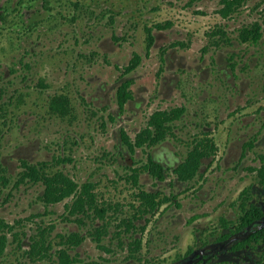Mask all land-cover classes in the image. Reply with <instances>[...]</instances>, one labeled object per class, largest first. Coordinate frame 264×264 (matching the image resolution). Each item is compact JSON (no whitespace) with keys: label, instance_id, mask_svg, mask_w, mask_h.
<instances>
[{"label":"rangeland","instance_id":"374dc122","mask_svg":"<svg viewBox=\"0 0 264 264\" xmlns=\"http://www.w3.org/2000/svg\"><path fill=\"white\" fill-rule=\"evenodd\" d=\"M105 3L136 10L131 20L127 14L122 15L112 31L103 22L99 45L102 59L97 66H81L84 77H80L79 71H71L75 43L49 41L43 46L44 60L36 69L37 75L27 82L29 88L10 91L4 100L0 99V159L15 178L21 171L19 160L49 161L51 173L61 169L77 176L80 183L91 181L96 184L101 203L119 205L109 212L111 237L104 239L114 253L98 250L90 235L79 249L81 259L97 260L99 264H170L177 254H184L209 232L217 230L221 218L237 217L243 190L251 188L253 202L263 206L259 177L248 168L264 164V36L258 45H243L237 34L242 26L262 18V0H250L231 19H223L217 13L220 0H98L99 5ZM84 19L85 16L78 18L69 30L79 31L89 41L94 28ZM156 23L165 26L153 30L158 39L148 58L145 27L155 28ZM220 26L228 32L231 45L218 47L214 42L221 38L208 35ZM67 31L61 28L62 33ZM115 34L118 36L114 37ZM18 36L16 31H0V60L11 64L19 51ZM119 36L124 40H119ZM177 41L185 47L169 48ZM165 48L169 51L163 64L165 72L161 73L160 56ZM134 52L142 54L144 60L131 76L135 80L134 99L125 105L121 115L116 94L120 73L111 72L105 60L126 66ZM210 66L218 72L215 77ZM85 68L91 73L85 75ZM41 79L50 86L48 91L36 87ZM55 94H65L71 100L73 112L65 119L50 111L49 96ZM178 106H186V114L176 123V137H169L149 151L155 159L167 168L177 167L187 157L194 138L204 131L213 132L219 151L217 156L205 160L198 176L188 184L175 183L172 176L158 182L149 174L142 175L147 190L172 193L178 200L177 205H164L151 222L145 218L138 220V226H145L143 233L138 230L133 235L122 234L126 245L142 234V250L133 259L130 251L116 246L114 234L116 225L123 219H132L136 211L133 206H138V190L127 179V167L133 165L131 158L138 163L143 161L144 153L138 150L134 156L125 152L121 133L135 134L144 128L155 110ZM80 136L81 146H75V139ZM255 137L254 150L246 151V142ZM63 138L67 140L65 151L60 144ZM63 153L77 160L60 164ZM42 189L40 184L21 185L14 191V198L0 205V219L14 223L39 213L37 196ZM54 210L58 215L65 212L63 205ZM196 216L199 217L193 221ZM42 219L36 221L44 226L49 224L47 218ZM37 225L35 221L26 222L25 230L30 236ZM59 225L52 233L54 244L62 231L93 230V224L80 227L73 221ZM28 242L26 239L29 245ZM0 264L31 263L23 257V250L11 244Z\"/></svg>","mask_w":264,"mask_h":264},{"label":"trees","instance_id":"16d2710c","mask_svg":"<svg viewBox=\"0 0 264 264\" xmlns=\"http://www.w3.org/2000/svg\"><path fill=\"white\" fill-rule=\"evenodd\" d=\"M249 1L220 0V8L217 13L223 19H231ZM260 6L263 7L261 10L262 18L251 24L244 25L237 30L238 41L243 45H258L263 39L264 0H262ZM164 26L159 25V27ZM212 32L214 34L211 32L208 33L210 37L216 38L219 36L221 38L220 42H217L218 40L214 42L218 47L220 45L232 44L228 32L222 26ZM146 34L148 48L151 49L155 43L153 28L146 27ZM175 45L185 47L183 42H178ZM141 60V56L135 54L125 69L129 72L134 71L139 66ZM40 82L41 86L45 85L43 80ZM132 83L133 79H128L119 85L118 98L122 108L132 98ZM50 110L53 114L61 118L70 116L73 112V107L69 96L60 94L53 97L50 101ZM186 111V106H178L171 109H157L154 111L149 116L146 126L138 133L135 142H133L134 144H132V148L143 147L144 145L151 148L162 143L169 137H176V123L184 118ZM124 137L126 140L128 139V135ZM255 142L256 137L247 141L244 146L245 150L253 151ZM192 144V148L189 150L187 157L177 167H164L149 154L148 163L144 166L143 170L158 181L167 180L170 178V174H173L178 182L184 184L192 182L198 176L205 160L217 156L219 151V146L215 141L213 132L204 131L202 135L194 138ZM22 165L24 170L20 174L16 187L24 183L42 185L43 195L41 198L46 204V212L49 207L68 201L65 205L66 212L70 216H75V219L80 225L86 224V220L91 221L93 230L90 235L93 240L104 250L109 252L112 250L106 247L104 239L111 237L109 236L111 232L109 212L113 209L117 210L119 205H104L99 201V197L95 192V184L89 182L84 185H79L73 178L60 169L51 173L47 162L31 164L24 161ZM248 169L251 172H256L259 180L264 184V164L260 168L250 167ZM141 174V169L134 170L127 177L138 190L136 193L138 206H133L136 211L132 219H123L116 225L114 238L119 239L121 246L124 245L123 247L126 246L122 241L124 240L122 238L123 233L133 235L138 230L141 232L146 230L144 225L138 226V219L149 218V215L154 217L164 205H177L178 196L176 195L162 194L161 192L148 191L142 188ZM10 183L11 181L7 176L3 175V187L8 188ZM250 193L251 188H248L240 194V198L243 199V203L241 204L242 214L237 220H229L226 217L221 218L217 230L213 231V239H209L206 236L201 240L200 244L189 247L185 254L179 255L172 264H209L213 260L221 261L224 256L222 252L229 247L231 251H237L247 246L252 248L262 246L264 249V207L257 204L249 205L248 202L252 198ZM198 217H194L193 221ZM151 220L152 218L146 219L148 222H151ZM30 221H35L38 224L32 236H29L28 230H25L26 222ZM55 229L56 225L54 223L44 226L36 222V215L26 219H18L14 223L0 219V263L7 255L9 246L13 244L16 248L23 250V257L31 264H39L41 262L44 264H75L79 259L72 255L71 250L75 246L81 245L84 237L78 233H74L71 236L59 234V240L54 244L52 232ZM227 230L229 232L224 233ZM26 239L29 240V245L25 243ZM142 247V239L135 237V240L130 244V251L134 259ZM86 264H95V262Z\"/></svg>","mask_w":264,"mask_h":264},{"label":"flooded vegetation","instance_id":"af4514ba","mask_svg":"<svg viewBox=\"0 0 264 264\" xmlns=\"http://www.w3.org/2000/svg\"><path fill=\"white\" fill-rule=\"evenodd\" d=\"M135 10H136L135 8L123 10L122 8L119 9V8L113 7L112 5H107V3H105L103 5H99L98 0H0V31L1 30H12L14 32L16 31V33H18V35H19L17 37L18 41L16 42L17 47H19V51L12 57L11 64H8L6 61L0 60V99L4 100L6 98V96L10 93V91H13L16 93V92L21 91L23 89L29 88V87H27V82L32 81L34 79V77L37 75L36 69L39 68V64H41L44 60L43 46L47 45V43L49 41H55V40L61 39L64 44H69L71 40L75 43V45H74L75 54H74V57L72 59L73 62L71 63L72 64L71 71H73V72L79 71V76L84 77L82 70H81V66H85L86 64H88V66L90 68H92V67L97 66L99 64L100 60L102 59V50L100 49L101 47L99 45L101 44L100 31H101V25L103 24V22L106 23V25H108V27L112 31L113 29H115L114 26H115V24L118 23V19L121 18L122 15L127 14L128 19L131 20L133 18V14L135 13ZM82 16H85V19H84L85 22H87V20H88L89 24L93 25V28H94V30H92V32H91V36H88L90 38L89 41L87 40V36L82 37L80 35L79 31H77V30L70 31L69 30L71 27H73V25H74L73 23L78 21V18L80 19ZM159 25H160V23H156L155 24L156 27L153 28V30L154 29L158 30L159 28H161V27H159ZM146 27H148V26H146ZM146 27H145V30H146ZM151 27H153V26H151ZM61 28L68 29L67 33H62ZM74 29H76L75 26H74ZM71 32H73L72 35H71ZM116 36H118V35L115 34L114 37H116ZM154 36H155V43L151 49L148 48V40H147V50H146L145 56L148 58L152 55V50H153V48L156 44V41L158 39V36L156 34H154ZM118 38H119V40H124V37L119 36ZM93 40H94V42H93ZM60 43H61V41H60ZM176 43H178V41L171 43L169 45V48L181 47L179 45H175ZM167 51H169V50H167L166 48L162 49V51H161V56H160L161 64H162V66L160 67L161 73L165 72V67L163 66V64L165 65V63L167 61V57H165L167 54ZM135 54L140 55L142 58L139 66L137 67V69H138L144 60V56L138 52H134L133 58H134ZM132 59H131V61H132ZM130 62H129V64H130ZM105 63L107 64L108 67L112 68L111 72L117 73V74H118V72L120 73L119 85L128 79H132L131 76L137 70V69H135L134 71H131V72L127 71V69H125V68L129 64L126 66L119 67L115 63L110 64V62L108 60H105ZM210 67H211V75L215 77V75L218 74V72L216 71L215 68H212V66H210ZM83 72L85 73V75H88V73H91V71L87 68H85L83 70ZM41 80L44 81V84H45L44 86H41V82H40ZM41 80L36 83V87L42 91H48L50 86L45 82L44 79H41ZM119 85L117 87V92H116L117 97H118ZM134 85H135V80L133 79V83L131 85V89H132L133 94H132V98L129 99L127 101V103H129V101H132L134 99V92H133ZM57 95H60V94H55V95L49 96L50 101L53 97H55ZM117 104H118L119 111H120L121 115H124V112H125L124 108H125L126 104L122 108L119 104V98L117 99ZM49 108H50V104H49ZM93 112L95 114H97L95 111H93ZM62 119H65V118H62ZM140 131L135 133V134H131L127 131L122 132L121 133V141H122L121 145H122L124 151L128 152L131 155H134V156L137 155L138 150H141L144 153V159H143V161L141 160L140 163H138V161H134L133 158H131L130 161H131V164H133V165L128 166L127 170L130 171V174H132V172L134 170L141 169V171H142L141 186H142V188L146 189L143 185V182H142V175L145 173L146 174H149V173L144 171L143 168L148 163L149 154H151L154 159H155V157L153 156V154L151 152H149L152 149V147L149 148V147L144 145L143 147L132 148V144H134L133 142H135L136 137H137L138 133H140ZM0 134H1L0 135V137H1L2 136L1 131H0ZM125 135H128L127 140L124 137ZM81 139H83V136H80L79 139H75V146H81ZM92 140L96 141V137H92ZM166 140H164L162 143H164ZM66 141H67L66 138H63L60 141L61 148L64 151H65ZM162 143H160V144H162ZM160 144H158V145H160ZM158 145H156V146H158ZM153 147H155V146H153ZM84 151H86V150H84ZM61 158L59 159L60 161H58V162H60V164L72 163V162L77 160V158H74L72 155H65L64 156V153H63V157L61 156ZM19 161H20L19 162V168L21 169V171H19L17 178H15V176L9 171V168L6 167L3 164V161L0 159V205H2V204L5 205L8 203V201H10V199L14 198V191L19 189L21 187V185H23V184H21V185L16 187V183L18 182L20 174L24 170L22 162L27 161L28 163H31V164H38V163H42V162H47L50 169H51V166H50L51 163L49 161H42V162L40 161L38 163H32V162H30L28 160H24V159L19 160ZM156 161L159 162L158 160H156ZM159 163H161L164 167H166L162 162H159ZM169 168H172V167H169ZM64 173H66V172L64 171ZM89 174L90 173H88V175ZM3 175L7 176V178L11 181L8 188L3 187V184H2ZM67 175H69V174H67ZM69 176L71 178H73L79 185H84V184H87L89 182L93 183L91 181L80 183L79 180H77L78 179L77 176H74L73 174L69 175ZM171 176L175 179V176L173 174H170V177ZM156 181H158V180H156ZM164 181H166V180L158 181V182H164ZM176 182H178V181L175 179V183ZM259 183L261 184V187H262V193H264V184L262 183L261 180H259ZM93 184H95V183H93ZM31 185H37V184L31 183ZM42 195H43V189H42L41 193H39V195L37 196L38 201L41 205V211L39 213L31 215L30 217L36 215V220L42 219V218H47L46 220L48 221L49 224L54 223L56 225V229H57L59 223L61 225V224H64L66 222L72 223V221L74 223H77L80 227H82V226L87 227V225L92 226V223H89V220L85 221L86 224L80 225V223H78V221L75 219V216L74 217L70 216L66 212L65 205L68 203V201L55 204V205L49 207L48 211L46 212V206H45L46 204L44 203V201L41 198ZM7 198H8V200H7ZM239 199H240V202H239L238 208L240 209V212H238L237 217L233 220H237V218H239L242 214L241 213V204L243 203V199H241L240 197H239ZM248 203H249V205L257 204L255 202H253L252 198L249 200ZM58 205L64 206L65 212H63V214L58 215L57 212L55 213L54 207H56ZM262 205H263L262 207H264V200H263ZM57 215H58V217H57ZM55 216H56V218H55ZM154 217H151L149 215V218L153 219ZM149 218H146V219H149ZM138 220L140 221L142 219H138ZM91 232H92V230L91 231L88 230L87 233L80 231V230L79 231H72V230L69 231L68 230L66 232L62 231V233H61L62 235L71 236L74 233H78L80 236L84 237V241L82 242V244L79 246H75L71 250L72 255L78 257V259H79L75 264H86V263H91V262H95V264H99L97 260L87 261V260L81 259V257H79V249L85 243L87 238L90 237ZM227 232H229V230L224 231V233H227ZM140 233H143V232L140 231ZM141 236H142V234H140V237L137 236V238L141 239ZM206 236L209 239H213V236H214L213 231L209 232ZM114 241L117 242L116 246L121 247L122 249H127L128 251H130V243L127 244L125 247H123L124 245L121 246L119 239H114ZM122 241H123V243H125L124 240H122ZM93 242H94L96 248L100 251H104L105 254L106 253H108V254L114 253V249L111 248L109 246V244H107L106 247H108L109 249H112L110 252L101 248L98 245V243H96L95 241H93ZM200 242H201V240L196 243V246L198 244H200ZM255 247L256 248H252V247L247 246V247L240 249V250H237V251H231L230 247H229L227 250H224L222 252L224 254L223 257H228L227 260H224L222 258L221 261L213 260L209 264H264V249L262 248V246H255ZM141 250H139V252ZM179 255H182V254H177L176 258L170 264L174 263ZM131 256H132V252L130 251V258H132ZM100 259H101V261H103L102 260L103 256L100 257ZM138 259L141 260V258H138Z\"/></svg>","mask_w":264,"mask_h":264}]
</instances>
